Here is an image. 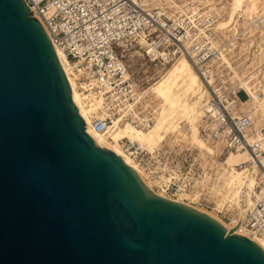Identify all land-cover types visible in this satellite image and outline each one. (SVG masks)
I'll return each mask as SVG.
<instances>
[{
    "label": "water",
    "instance_id": "obj_1",
    "mask_svg": "<svg viewBox=\"0 0 264 264\" xmlns=\"http://www.w3.org/2000/svg\"><path fill=\"white\" fill-rule=\"evenodd\" d=\"M0 264H264L93 140L23 0H0Z\"/></svg>",
    "mask_w": 264,
    "mask_h": 264
},
{
    "label": "built area",
    "instance_id": "obj_2",
    "mask_svg": "<svg viewBox=\"0 0 264 264\" xmlns=\"http://www.w3.org/2000/svg\"><path fill=\"white\" fill-rule=\"evenodd\" d=\"M23 1L52 45L65 53L80 95L86 100H101L102 108L98 115L92 114L90 122L97 135L108 136L116 124L148 130L157 116L154 103L137 91L119 53L121 46L135 43L143 56L160 68H167L180 58L187 59L209 95L199 127L202 140L224 153H248L249 167L258 170L252 204L241 224L248 237L264 238V130L256 132L252 118L238 112L237 94L247 90L242 80L235 82L232 67L237 36L224 37L216 32L218 17L214 11L202 6L193 10L179 3L156 7L148 0ZM257 26L264 35V12L258 17ZM258 49L259 54L264 50ZM119 144L145 180L165 198L178 202L182 196L180 201L187 206L204 207L223 216L229 213L230 207L218 210L213 201L211 180H194L193 165L182 169L165 154H151L126 138L120 139ZM229 216L226 220L235 224V214Z\"/></svg>",
    "mask_w": 264,
    "mask_h": 264
},
{
    "label": "rangeland",
    "instance_id": "obj_3",
    "mask_svg": "<svg viewBox=\"0 0 264 264\" xmlns=\"http://www.w3.org/2000/svg\"><path fill=\"white\" fill-rule=\"evenodd\" d=\"M148 1H152L153 4H156L154 5L156 7L178 5L179 3L181 6H202L204 10L216 8L220 12L218 14L214 11L218 17L214 25L216 30L219 21L226 16L224 11L222 9L219 10V8L231 0H209V3L206 4H203L200 0ZM244 21V19H239L237 23L231 26L230 31H224L225 33L221 34L224 37L232 36V34L237 36V49L235 58L232 59V67L235 70V82L245 79V77L249 80V73L250 75L252 73L257 75L258 73L259 80H262V75L259 72L261 68L258 70L259 65L253 59L260 56L257 44L260 43L258 41L264 36L260 34L259 30L253 34L245 31ZM251 38L255 41L254 45L249 44ZM243 44H245V47ZM255 49L257 52H255ZM118 50L123 55V60L128 66L129 73L135 80L137 91L147 95L154 103L157 109V116L154 125L148 130L136 129L131 124L112 128L108 137L109 141L113 142L115 140L114 144L120 148L119 140L126 138L130 142L137 143L151 154H165L166 157L174 159V164H177L182 169L188 165H193L194 180L197 182H208L211 180L210 188L213 193V201L219 208L221 203L223 204L228 198H231L229 191L234 187L233 179L243 173L247 175V170L249 169V172L252 173L255 167H249V156L245 152L224 153L221 148H215L202 140L199 134V127L203 115V105L208 100V95L199 77L191 66L186 63H176L167 68H160L150 63L135 43L121 46ZM262 54L264 55V50ZM71 81L75 84L73 78ZM253 82L255 80L250 81V86ZM77 92L80 93L78 90ZM258 93H260L258 98L261 100L263 94L261 91ZM237 96L238 112L242 113V110L246 109L247 104L251 103V98L244 92H239ZM92 105L94 106H88V110L97 108V111H99L102 108L100 99H98V103L95 101ZM252 120L255 122L253 117ZM242 181L243 179L240 180L241 183ZM250 202L252 203L251 198ZM241 204L243 205V202ZM196 208L203 212H210L229 226H234V224H230L226 220V218H230V214H235V223L238 220H241L240 222L242 223L244 221L242 217H245L246 213L243 214L244 216L238 217V210L235 206L228 208L229 213L226 216L217 214L216 211L208 210L204 207L199 206ZM261 243L264 247V240H261Z\"/></svg>",
    "mask_w": 264,
    "mask_h": 264
},
{
    "label": "bare ground",
    "instance_id": "obj_4",
    "mask_svg": "<svg viewBox=\"0 0 264 264\" xmlns=\"http://www.w3.org/2000/svg\"><path fill=\"white\" fill-rule=\"evenodd\" d=\"M200 2H202L203 4H206V3H209V0H200ZM154 5H156V4H153V6ZM190 8H192L193 10H196L197 6L191 5ZM221 9L224 11L226 16L221 21H219L218 26H217L218 28L216 27V32H218L220 35L224 34L225 33L224 31H230L231 26L234 23H237L239 19H244L245 20L244 21V25H245L244 30L253 34L255 31L259 30L258 26H257V19L261 15V13L264 12V0H231L226 5L219 8V10H221ZM210 10H212V8ZM212 11H215L218 14L220 13L218 11V9H216V8H213ZM260 34L262 36H264L262 33H260ZM250 37H252V36H250ZM254 42L255 41L252 40V38H251V40H249V44H251V45H254ZM258 43L259 44H257V46L263 50L264 38L261 37V39H260V41H258ZM243 46L245 47V44H243ZM53 49H54V52H55V55L57 57L59 64L61 65L64 73L66 74L69 86L71 88L72 101L75 104L79 115L81 116V118L85 122V128L89 131L93 140L96 143H98L99 145H101L102 147H104L105 149L110 150L111 152L116 154V156H118L123 161V163H125L128 167H130L135 172V174L139 177V179L142 181V183L147 188V190H149L150 192H152L153 194H155L161 198H165V195L163 193L157 192L155 189H153L151 187V184H149V182H147L145 180V178H144L145 175L142 174L143 172L141 173L140 169L132 162V160L129 158V156H127L120 149L121 147L119 148L117 145L114 144V142H116V141L115 140L113 142L109 141L108 137H109L110 131L112 130V128L119 127L118 124L114 125L111 128V130L108 132V136L97 135L92 131V129L90 127L91 117H92L93 113H96V115H98V111H97V108H93L92 110H88V106L89 105L94 106L92 104H94L95 101H96V103H98V99L91 98L89 100H86L84 97H82L80 95V93L77 92V90L75 89V84L71 81V79H72L71 72H70L71 68L66 63L65 53L59 47H57L56 44H53ZM257 50H259V49H257ZM258 54H259V52H258ZM224 60L226 62H229L226 58H224ZM253 61L259 65L258 70L261 68L259 70V72L262 75V80H259V78H258L259 76H257L258 73H257V75H255V73H252L250 75V73H249V80H248V78L245 77V79L247 81L245 79H242V81L245 85V88L247 90V94L251 98V101H250L251 103L247 104L246 109L242 110V113L244 112V113L248 114L251 118L253 117V119L255 120V122H254L255 131L260 133V132H263V130H264V55L262 54V52L260 53V56L257 58H254ZM176 63H179V64L186 63V64L191 66L190 62L185 58H180L179 60H177L173 64H176ZM191 68H192V66H191ZM194 72H195V70H194ZM197 76H198V74H197ZM252 80H255V82H253L252 83L253 85L251 84V86H250V81H252ZM259 91H261L263 94L261 97V100L258 98V96L260 95V93H258ZM207 95H208V92H207ZM208 98H209V95H208ZM200 121L202 122V120H200ZM235 153H237V152H232L231 154H235ZM246 155L249 156L248 153H246ZM263 163H264V159H263ZM249 171H250V169L247 170V175H246V173H243V174H240L236 178L233 179L234 187L229 191L231 198H228L225 202H223V204L221 203L218 210H221L225 206H228L231 208L233 206H235V208L238 210V217L244 216L243 214L247 211V209L252 204L250 202V198H251V192H252L253 185H254V175L258 173V170L256 167L253 169L252 173H250ZM143 175H144V177H143ZM242 179H243V181H242L243 184L240 182V180H242ZM181 198H182V196H181ZM181 198L178 201L180 203H181V201H180ZM240 198H241V200H240ZM241 202H243L244 207L241 204ZM182 204H184V203H182ZM193 209L215 219L220 224H222L225 228H227L229 231H232L238 235L249 238L251 241H253L255 244H257L264 252V247L261 243V240H264V238L263 237H248L249 235L247 234V232L244 231L243 224H241V222H240L241 220H238V222L235 223L234 226H229V225H226L225 223H223L222 221H220L215 215L211 214L210 212H206V211L203 212L202 210L197 209L196 207H194ZM242 218H244V217H242Z\"/></svg>",
    "mask_w": 264,
    "mask_h": 264
}]
</instances>
